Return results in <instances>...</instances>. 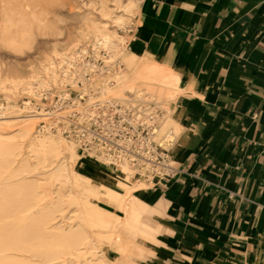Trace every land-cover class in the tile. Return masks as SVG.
I'll return each mask as SVG.
<instances>
[{"label": "bare ground", "instance_id": "6f19581e", "mask_svg": "<svg viewBox=\"0 0 264 264\" xmlns=\"http://www.w3.org/2000/svg\"><path fill=\"white\" fill-rule=\"evenodd\" d=\"M144 1L0 0V117L13 118L0 123V264L164 263L163 230L144 219L150 210L137 169L120 162L98 184L76 170L83 158L67 135L76 112L90 117L98 106H135L138 99L165 105L184 93L186 56L171 57L177 75L156 61ZM135 19L138 34L151 41L147 49L128 46ZM52 43L64 49L54 47L23 76L19 61ZM50 97L56 102L49 112L33 102ZM167 113L166 128L179 138L174 104Z\"/></svg>", "mask_w": 264, "mask_h": 264}, {"label": "crops", "instance_id": "0c3cea01", "mask_svg": "<svg viewBox=\"0 0 264 264\" xmlns=\"http://www.w3.org/2000/svg\"><path fill=\"white\" fill-rule=\"evenodd\" d=\"M156 61L178 74V175L141 190L163 264H264V0H149ZM138 46L151 41L139 36ZM96 183L110 168L88 165ZM113 250V249H110ZM109 251V250H108Z\"/></svg>", "mask_w": 264, "mask_h": 264}, {"label": "built area", "instance_id": "2783aa9c", "mask_svg": "<svg viewBox=\"0 0 264 264\" xmlns=\"http://www.w3.org/2000/svg\"><path fill=\"white\" fill-rule=\"evenodd\" d=\"M133 105L98 106L99 113L80 117L83 125L75 134L79 149L94 159L108 157L114 166L129 161L137 169L135 178L147 183L171 181L179 172L173 157L178 136L166 128L167 110L152 100L138 99Z\"/></svg>", "mask_w": 264, "mask_h": 264}, {"label": "rangeland", "instance_id": "374dc122", "mask_svg": "<svg viewBox=\"0 0 264 264\" xmlns=\"http://www.w3.org/2000/svg\"><path fill=\"white\" fill-rule=\"evenodd\" d=\"M111 3L110 5H113L112 4V1L113 0H110ZM123 1H126V0H123ZM148 1H144L143 3V6L145 4H147ZM138 20L139 19H135L134 20V25H133V31L130 32L129 34L126 35V38H127V42H128V46L129 47H133V45H136L137 44V40H138V37L140 36L137 32V23H138ZM55 43H52L50 46H44V47H41L40 49L38 50H33L31 52L28 53L27 57H25L23 60H20L19 61V69L22 71V75L23 76H27V74L29 73V71L33 68H35L36 66H38V63H39V60L42 59L45 55H49L53 48L56 47L58 50H63L64 47H63V43H60L58 44L57 46L54 45ZM134 54L136 56H140V52H134ZM6 62V61H5ZM4 64V62H3ZM99 66V68H102L104 69V71L107 69V67H105V64L102 63V61L98 62L97 64ZM72 97L73 98H76V95L74 92H72ZM27 97L23 96V97H20L18 99H16V101L18 102L19 105L22 104V101L23 100H26ZM33 102L36 103V104H41V105H44V107L46 108L47 112H49L51 110V108L53 107L54 103L56 102V98L54 97H50V99H45L43 102H38L37 100L33 99ZM176 101H170V102H167L165 103V105L162 104V106L164 107V109L168 110V111H172V105L175 103ZM95 111L97 113H99L101 111V108L100 107H97L95 109ZM107 111V110H105ZM117 110H113L110 111V113H116ZM103 114H109V112H101V115L102 116ZM81 117V114L80 113H75V116L73 117L72 121H71V130H69V132L67 133V135L71 134V136L73 138H76L77 140V137L75 136L77 130L83 125V123H79L78 120L80 119ZM83 117V116H82ZM13 120L12 117H0V123L1 122H9ZM15 124V123H14ZM13 129L16 130V127H14ZM183 131H181V135H182ZM179 139V138H178ZM80 148V146H79ZM79 154L82 156V160L80 162V164L76 167V170L78 172H82V173H85L87 174L88 172V165H91V164H97V165H100L102 167H105V168H110L111 170H117L118 169V166H114V165H111L109 162H98L97 159H94L92 156L90 155H86L83 151H81L79 149ZM135 178V176H134ZM136 182H144L146 183V185L144 186V188L147 186V185H152L156 182H160V181H155L153 183H147L144 179H142L141 177H136L134 179ZM112 211L116 214L119 213L118 209L116 208H112ZM70 213V210L69 211H66V215L68 216V214ZM95 231H100L99 229H95ZM107 255L109 256V258L112 260V261H117V256H118V252L116 250H109L107 251ZM141 264H151L150 261H143Z\"/></svg>", "mask_w": 264, "mask_h": 264}]
</instances>
